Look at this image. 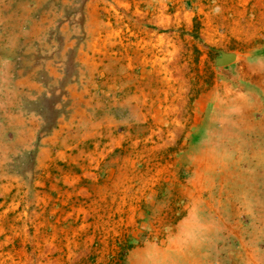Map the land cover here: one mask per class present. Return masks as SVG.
<instances>
[{"label":"rangeland","instance_id":"rangeland-1","mask_svg":"<svg viewBox=\"0 0 264 264\" xmlns=\"http://www.w3.org/2000/svg\"><path fill=\"white\" fill-rule=\"evenodd\" d=\"M0 264H264V0H0Z\"/></svg>","mask_w":264,"mask_h":264},{"label":"water","instance_id":"water-1","mask_svg":"<svg viewBox=\"0 0 264 264\" xmlns=\"http://www.w3.org/2000/svg\"><path fill=\"white\" fill-rule=\"evenodd\" d=\"M234 59H235V56L232 54H223L222 57L217 59L216 64L218 66L229 65L230 63L234 61Z\"/></svg>","mask_w":264,"mask_h":264}]
</instances>
